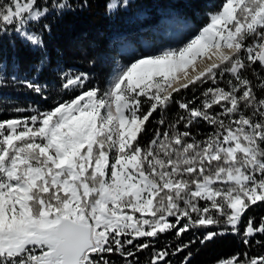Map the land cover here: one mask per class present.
Returning a JSON list of instances; mask_svg holds the SVG:
<instances>
[{"label":"snow or ice","instance_id":"1","mask_svg":"<svg viewBox=\"0 0 264 264\" xmlns=\"http://www.w3.org/2000/svg\"><path fill=\"white\" fill-rule=\"evenodd\" d=\"M129 3L110 0L106 10ZM71 9L68 0L0 2V34L42 49L36 23ZM59 78L70 99L0 119V264H112V255L139 264L138 253L169 232L180 240L201 232V245L225 234L244 245L264 237V217L243 223L264 202V0H223L187 43L120 67L105 89L70 68ZM7 84L46 98V85L0 61V97ZM203 85L198 96L176 98ZM173 104L182 112L166 124ZM154 114V136L142 144ZM200 124L210 131L197 138L191 129ZM194 243L154 249L149 264H171ZM218 264H264V255Z\"/></svg>","mask_w":264,"mask_h":264},{"label":"trees","instance_id":"2","mask_svg":"<svg viewBox=\"0 0 264 264\" xmlns=\"http://www.w3.org/2000/svg\"><path fill=\"white\" fill-rule=\"evenodd\" d=\"M7 2V0H0ZM72 9L55 12L46 19L36 23L34 30L42 35L44 47L26 46L12 32L0 34V61L8 68L9 74L19 78L25 77L38 80L46 85L45 97L24 90L19 85L7 84L0 97V107L9 109L0 113V119L14 115L10 110L14 107L33 105L41 109H49L57 102L70 99L75 93L65 92L60 87L61 70L73 69L85 72L90 76L89 87L99 86L105 89L106 80L112 71L115 61L130 63L137 55L146 56L150 48L169 39L171 36L182 38L183 32L198 31L208 22V13L218 8L223 0H130L126 10H118L109 14L106 3L110 0H68ZM83 5V7L81 6ZM48 24L50 32H42L41 26ZM182 45V44H181ZM130 56V57H129ZM44 62L43 69L37 73L36 65ZM249 79L256 82L255 76L248 71ZM208 85L182 90L177 99H190L199 95ZM259 94V93H258ZM198 102V101H197ZM182 110L176 105H170L164 119L166 124L174 122ZM160 115L154 114V119L146 125L147 131L142 134L141 143L147 144L154 136L157 127L156 120ZM194 136L202 137L210 131L207 125L200 124L191 129ZM252 217L259 223L264 217V202L251 206L243 223ZM243 223L241 228H243ZM201 232L190 231L183 235L182 240L174 233L160 236L153 242L154 247L138 253L139 264H149L154 249L158 250L177 243H187L196 239L184 252L170 255L171 264H183L191 253L188 264H216L218 261L232 257L237 253H248L249 256L264 255V237L255 236L249 245L242 243L239 235L225 234L217 236L209 243L201 245L198 237ZM112 264H126L119 255L110 257ZM132 259V258H129Z\"/></svg>","mask_w":264,"mask_h":264},{"label":"rangeland","instance_id":"3","mask_svg":"<svg viewBox=\"0 0 264 264\" xmlns=\"http://www.w3.org/2000/svg\"><path fill=\"white\" fill-rule=\"evenodd\" d=\"M198 31H195L193 33H186V31L183 32V37L182 38H175L174 36H171L169 39H167L166 41L157 44L156 46H153L152 48H150V51L146 54V56L149 55H154V54H158L159 52H161L164 49H175L178 48L180 46H182L183 44L187 43L194 35L197 34ZM182 44V45H181ZM130 57V56H129ZM142 57L141 55H137V58ZM136 58V59H137ZM129 63L126 62H121V61H115L112 71L110 72L107 81H106V86H108V84L111 82V79L114 76V73L122 66L127 65ZM218 264V263H216Z\"/></svg>","mask_w":264,"mask_h":264},{"label":"bare ground","instance_id":"4","mask_svg":"<svg viewBox=\"0 0 264 264\" xmlns=\"http://www.w3.org/2000/svg\"><path fill=\"white\" fill-rule=\"evenodd\" d=\"M196 63H197V67H198V68H202V67H203V65L201 64V62H200V60H199V59L197 60V62H196Z\"/></svg>","mask_w":264,"mask_h":264}]
</instances>
